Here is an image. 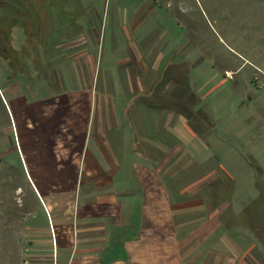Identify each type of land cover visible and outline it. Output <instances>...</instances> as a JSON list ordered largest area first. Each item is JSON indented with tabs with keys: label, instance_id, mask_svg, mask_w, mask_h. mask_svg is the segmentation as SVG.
<instances>
[{
	"label": "rangeland",
	"instance_id": "obj_1",
	"mask_svg": "<svg viewBox=\"0 0 264 264\" xmlns=\"http://www.w3.org/2000/svg\"><path fill=\"white\" fill-rule=\"evenodd\" d=\"M136 9L142 21L135 29ZM81 52L98 64L92 80L99 93L114 95V104L128 101L130 114L141 104L147 135L178 145L161 151L170 160L163 175L173 201L197 197L180 191L205 179L212 195L219 188L214 202L232 203L222 218L227 233L264 244V0H0V264H53L34 259L53 254V246L33 249L31 233H49L57 243L21 161L11 93L59 101L66 87L79 122V92L87 89L78 83L88 86L91 76L88 68L75 73L70 55ZM130 185L139 197L138 182Z\"/></svg>",
	"mask_w": 264,
	"mask_h": 264
},
{
	"label": "crops",
	"instance_id": "obj_2",
	"mask_svg": "<svg viewBox=\"0 0 264 264\" xmlns=\"http://www.w3.org/2000/svg\"><path fill=\"white\" fill-rule=\"evenodd\" d=\"M140 13L136 9L131 18L135 29L142 21ZM127 29L123 31L129 35ZM70 56H74L70 67L75 73L88 68L91 76L88 86L78 83L87 89L79 92L83 117L79 122L66 105V99L73 96L66 87L56 97L59 101L30 100L11 93L20 124L21 161L56 232L57 245L47 232L31 233L33 249L53 246V254L42 253L34 259L53 264H264V244L243 240L239 231L235 237L227 233L222 218L232 203L214 202L218 187L212 195L210 183L199 179L180 191V195L189 192L190 197H197L173 201L163 175L170 160L166 163L161 151L165 146L172 152L178 145H166L147 135L141 104L130 114L128 101L114 104V95L109 99L98 92L92 80L98 64L92 56L82 52ZM71 68L66 67V74L74 89L72 82L77 81ZM157 155L161 158H154ZM126 173L130 181H125ZM134 181L139 184L137 198L136 190L129 187ZM236 203L242 204L239 198ZM243 206L242 213L246 203ZM222 225L225 234L212 240ZM59 248L66 253L61 258Z\"/></svg>",
	"mask_w": 264,
	"mask_h": 264
},
{
	"label": "trees",
	"instance_id": "obj_3",
	"mask_svg": "<svg viewBox=\"0 0 264 264\" xmlns=\"http://www.w3.org/2000/svg\"><path fill=\"white\" fill-rule=\"evenodd\" d=\"M8 58L10 59L11 64H12L13 61L16 62V60H17V56H14V55H13V56L10 55V56H8ZM17 68H18V67H17ZM17 68H16V69H17Z\"/></svg>",
	"mask_w": 264,
	"mask_h": 264
},
{
	"label": "flooded vegetation",
	"instance_id": "obj_4",
	"mask_svg": "<svg viewBox=\"0 0 264 264\" xmlns=\"http://www.w3.org/2000/svg\"><path fill=\"white\" fill-rule=\"evenodd\" d=\"M20 161V160H19Z\"/></svg>",
	"mask_w": 264,
	"mask_h": 264
}]
</instances>
